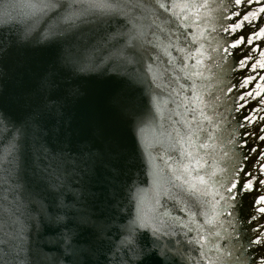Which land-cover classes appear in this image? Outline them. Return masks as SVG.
<instances>
[{
  "label": "snow or ice",
  "instance_id": "1",
  "mask_svg": "<svg viewBox=\"0 0 264 264\" xmlns=\"http://www.w3.org/2000/svg\"><path fill=\"white\" fill-rule=\"evenodd\" d=\"M199 9L219 12L208 36ZM262 25L264 0H0V264H264ZM100 68L117 86L85 106ZM208 79L258 90L225 106Z\"/></svg>",
  "mask_w": 264,
  "mask_h": 264
},
{
  "label": "water",
  "instance_id": "2",
  "mask_svg": "<svg viewBox=\"0 0 264 264\" xmlns=\"http://www.w3.org/2000/svg\"><path fill=\"white\" fill-rule=\"evenodd\" d=\"M8 2L14 3V4H24L27 2V0H8ZM210 2L212 3V7H215L216 4H220V3H224L227 4L229 3V0H210ZM239 10V9H237ZM20 11H23V9H20ZM189 15L192 16V27L190 29V33H198L201 31H204L205 36H208V33L211 31V28L208 24L204 23H200V19L201 17L207 18V19H211L212 17H218L219 12L218 11H213L211 12V14L209 13L208 10L206 9H199V16L196 15V10H191L189 13ZM225 16L231 15V8L229 9V11L227 13H224ZM222 23L225 24V26H227V24L229 23V21L227 19H225L224 21H222ZM197 25H199V27H197ZM264 26V25H262ZM182 31H184V29H181ZM3 35L5 36V38L8 37V33L5 32L3 33ZM213 36L217 35L216 33H212ZM249 35H251V33H249ZM219 36L223 37L225 40H231V36L224 34V33H220ZM209 39H211L209 37ZM256 45L260 46V41L257 40L256 41ZM207 47V45H206ZM247 47V46H246ZM259 50H264V47H259ZM259 50L254 51L253 53H249V55H255L256 59H260L259 56ZM232 50L230 49V52ZM29 52H31L33 55L39 56L41 55V50L39 48V46H36L35 49H29ZM210 52V50H209ZM211 54V53H210ZM174 56H178L179 54L176 52H173ZM240 56H243V53H239ZM231 57H229V61H231ZM191 63V62H189ZM205 63L208 65V68L211 70V72H215L216 69L212 66V63L210 61L205 60ZM216 63H220L219 58H217ZM203 70V69H201ZM243 72V75H241L240 73ZM247 75H254V73H252L251 69L248 68L246 70H238V71H234L232 73V77H229L228 79H231L232 83L236 82V79H239L241 82L244 80L245 76ZM204 76L205 77H209L210 76V72L209 71H204ZM169 79H171V76L169 77ZM181 83H183V81H181ZM198 84H205L208 85V92H213L216 95H220V101H218V104H224L225 106L231 105L232 104V97L236 96L237 91L239 92H244V91H252L255 92L258 89L255 88V85H253L250 88L247 89H237L236 91L232 92V93H227V94H221L219 93V91L217 90L216 87H213V85H215V80L214 79H208V80H198L197 81ZM256 83L259 84H264V81H259L257 80ZM80 84L82 85V87L86 90V96L84 99V105L87 106V104L90 101H94L98 96L100 95H105L108 92H110L114 87L117 86L116 81L114 80V78L112 77V73L110 71H107L103 68L100 69H93L90 72L84 73L82 74V79L80 80ZM201 93L204 95L206 100H211L212 97L208 96L207 93L204 92V89L201 88ZM250 102L253 104V108L252 109H247L248 115L250 116H264V104H259L257 105L255 103L254 99H251ZM171 107H175V105H171ZM182 110V109H181ZM220 112L223 113L224 117H226L227 119H232L233 117H237L239 118L238 114L235 111H232L231 113L224 111V107H221L218 109ZM207 114L208 115H212V111L209 109L207 110ZM215 119H219V117H214ZM233 123H235V121L233 120ZM255 121L253 122V124L249 125V131H252V128L255 126ZM205 127H209V125L207 123H204ZM261 127H264V124L261 125ZM113 133L115 134V136L119 139V141L126 145L127 147H131L133 144V140H132V135L131 132L129 131V129L127 128L126 125L119 123L118 121H114L112 123V129ZM210 130H212L210 128ZM242 131V130H241ZM260 135H264V132H261ZM245 139H249V137H245ZM254 139V138H252ZM251 142V140H250ZM252 146L255 147H259L261 149H264V142L259 141V140H255L254 143H252ZM207 151H211V149H208ZM219 150L217 149V152ZM246 151V149H245ZM161 155H163L161 153ZM203 155V153H202ZM252 155H255L254 153H249V157L251 158ZM205 159L208 161L209 164H211L213 161L211 159V157L205 156ZM259 159V158H258ZM159 162V161H158ZM264 163V159H260L259 163H253V171L255 172V174L257 176L260 175V164ZM163 166V165H162ZM262 191V193H264V188L260 189ZM221 204H223V201H221ZM170 206V205H169ZM220 210V209H218ZM173 215H179L178 212H173ZM222 220L225 219V217L221 218ZM225 228L228 227L227 223H224L223 225ZM230 230V229H229ZM193 255H195V253H193Z\"/></svg>",
  "mask_w": 264,
  "mask_h": 264
}]
</instances>
